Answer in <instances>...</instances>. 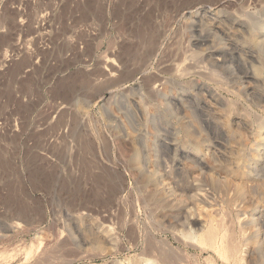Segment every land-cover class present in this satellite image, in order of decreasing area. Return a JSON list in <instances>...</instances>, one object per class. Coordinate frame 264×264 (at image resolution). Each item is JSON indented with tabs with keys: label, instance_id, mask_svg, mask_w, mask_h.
<instances>
[{
	"label": "rangeland",
	"instance_id": "obj_1",
	"mask_svg": "<svg viewBox=\"0 0 264 264\" xmlns=\"http://www.w3.org/2000/svg\"><path fill=\"white\" fill-rule=\"evenodd\" d=\"M109 209L186 264H264V0H0V252L85 240ZM193 217L234 260L173 240ZM124 243L72 264H126L141 246Z\"/></svg>",
	"mask_w": 264,
	"mask_h": 264
},
{
	"label": "bare ground",
	"instance_id": "obj_2",
	"mask_svg": "<svg viewBox=\"0 0 264 264\" xmlns=\"http://www.w3.org/2000/svg\"><path fill=\"white\" fill-rule=\"evenodd\" d=\"M216 59L221 60L219 58H216ZM202 74H206L207 76L209 75L214 76L209 72H202ZM233 172L236 177L238 176L245 177L247 175V171H244V170L239 171V168H237ZM217 173L218 172L216 171L214 174H217ZM214 177L215 175H212V178ZM150 190L151 191H148V193H146L147 197L149 198L150 197L151 198H157V197L161 198L162 197L163 199L164 197H166V199L164 198L166 201L163 199V204L164 202H166L165 203L166 206L164 208L162 206V208L160 209H162V211L164 210L165 214L168 217L170 216L176 219L177 215H180L182 211L184 212V210H182L181 212L179 211L181 208V202L179 199L180 196L177 197L173 193H170L169 190L164 189V186L158 187L156 185V186H153V188H150ZM142 197L143 195L141 196V198ZM143 200L141 201L143 203L142 207H144L143 206L145 204L144 202H146V201L143 202ZM157 201H160L159 204H161V199L160 200L157 199ZM155 204L158 205L157 202ZM150 210H148L147 208V212ZM111 211L112 210L109 209L107 213L101 214V217L103 220L109 221V222L115 219V224H112V223L107 224V225L103 223L99 224V226L96 228L95 234H92L91 231H88L87 236H86L87 239L85 240L78 239L76 242H74L72 234L71 232H69L68 235L62 234L64 239L59 240V244L58 245L56 244L55 246L46 245L41 248L39 245H37L34 242L28 245L27 248L19 252L17 251H14V252L12 251L9 253L0 252V264H72L77 259H83V258L88 261H91L92 257L95 256V253H93V251L97 250L98 246L101 249L100 251H102L103 248H101V245L102 243L106 241H108L111 244L110 246H112V248H108V247L105 248L104 246L105 250L107 249V251H104L103 249L104 251L103 254L118 255L119 253H121L124 250V248H126L125 243H124V238H126L128 244H130V248L137 247L139 244L141 246V249H140L141 252L136 254V258L134 259L127 257L126 264H186L187 263L185 262L187 260V256L184 255L185 252L181 249L179 245H174L173 242L170 240V238L166 236V237L159 239L157 238V235L154 230H153L154 232H152L151 230L150 231L147 230L145 227L140 228L136 223H134L133 219L126 220L127 211H122V209L119 211L116 209L114 212H111ZM145 211L146 210H144V212ZM147 212L146 214L149 213ZM151 215H154V214H151ZM85 217H87V215H85V212L81 211V212H77L74 215L73 219L75 218V220L78 219L79 221H82L84 220ZM23 218L24 217H22V220L20 218V220L23 221L24 220ZM24 222H25V225H32L31 223H28L26 221ZM197 223L198 222H197V219H195V217L189 218L186 221H183L181 223H170V227L172 228L171 232H172L173 240L177 244H187L190 246L192 245L193 247L197 246L200 251L207 250V249L211 250L218 257L226 261L230 259L234 260L238 252V246H239L237 245L238 241H236L235 238L232 239V237H230V234L228 231H226V229L219 230V227L222 228V226L218 225L219 226L218 227L217 225H214L215 223L213 222H211V224L209 225L204 226L202 229L198 227L201 232L199 234H196V231L193 232L191 229ZM177 226L181 227V229L177 228ZM33 227L35 228V226ZM199 229L197 230L198 232H199ZM220 231H226L228 232V235L225 234L226 232L222 233ZM173 232H177L179 235H175L173 234ZM186 239L187 240L191 239V241L193 239L196 243L188 242L189 240L186 241ZM5 240H7V238ZM234 240L236 241V244ZM248 242H251V241L247 240V243ZM255 242L256 240L252 241L253 244H256ZM81 243L86 244L85 246L87 247L85 248L82 247ZM253 244H251L252 245L251 248L256 247V246H253ZM79 248L81 250L79 251V253H77V250ZM97 254L99 255V252ZM102 264H120V263L118 260L111 259V260L105 261Z\"/></svg>",
	"mask_w": 264,
	"mask_h": 264
}]
</instances>
